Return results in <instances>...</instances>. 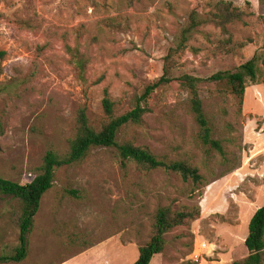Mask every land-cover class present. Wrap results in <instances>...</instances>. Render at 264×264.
<instances>
[{
    "label": "rangeland",
    "instance_id": "374dc122",
    "mask_svg": "<svg viewBox=\"0 0 264 264\" xmlns=\"http://www.w3.org/2000/svg\"><path fill=\"white\" fill-rule=\"evenodd\" d=\"M218 9L238 19L196 27L171 56L174 81L150 95L140 124L116 136L118 145L196 168L201 181L122 161L116 148L91 149L80 163L55 171L25 259L5 264H133L161 208L190 217L165 234L150 264L246 258L248 223L264 205V0H0V177L30 183L46 151H68L81 107L92 126L103 121L105 91L116 115L130 111L162 76L190 18L211 20ZM76 50L88 60L84 81L72 64ZM253 57L255 81L245 78L242 100L224 83L206 81ZM184 76L201 80V109L221 153L199 140ZM19 211L16 200L0 195V256L18 246ZM203 243L213 247L195 260Z\"/></svg>",
    "mask_w": 264,
    "mask_h": 264
},
{
    "label": "trees",
    "instance_id": "16d2710c",
    "mask_svg": "<svg viewBox=\"0 0 264 264\" xmlns=\"http://www.w3.org/2000/svg\"><path fill=\"white\" fill-rule=\"evenodd\" d=\"M195 15V14H194ZM196 16V15H195ZM197 17V16H196ZM189 27L183 32V39L175 50L170 49L164 59L163 74L155 82L147 85L142 94L134 101L133 108L121 115H116L114 103L109 98L107 92L101 101L103 121L92 126L89 122L85 107L78 110L76 116V129L72 140L69 142L68 151L59 154L54 151H46L38 167V174L34 179L25 185L12 182L0 177V195L16 200L20 205L18 216V246L11 255L0 256V264L9 262H20L27 255V235L30 233L33 219L39 209L40 201L45 193L53 186L55 171L61 168L70 167L80 163L94 148H116L122 161H133L139 166L148 170H164L178 174L186 182L199 183L201 176L198 170L183 162H170L158 160L147 150L134 147L130 144L118 145L116 136L118 131L128 124H140L142 117L147 113V101L150 95L157 89L170 85L174 79L169 76L170 59L173 54L181 50L186 44L192 31L199 25L209 21L218 26H223L238 19L228 13V10L212 14L207 20H196L194 16L190 18ZM72 64L75 67L78 79L84 81V69L88 60L77 50L70 51ZM6 53L0 50V61ZM2 70L0 67V77ZM251 82L255 81V58L253 57L235 72H218L210 76L206 81L214 83H224L230 92L242 100L245 92V78ZM200 79L184 76L181 83L188 89L190 95L191 110L195 116V121L199 128V140L204 146H209L212 150L222 152L218 141L211 138V130L201 109L200 100L196 90V83ZM190 217L189 214L177 212L172 214L168 208L158 209L155 214L154 234L150 241L138 249V257L133 264H150L151 259L160 254L165 246L164 236L174 228L181 226ZM244 246L247 256L242 261H235L231 264H264V205L258 208L252 215L248 223V233L244 239Z\"/></svg>",
    "mask_w": 264,
    "mask_h": 264
},
{
    "label": "built area",
    "instance_id": "2783aa9c",
    "mask_svg": "<svg viewBox=\"0 0 264 264\" xmlns=\"http://www.w3.org/2000/svg\"><path fill=\"white\" fill-rule=\"evenodd\" d=\"M210 246L213 247V245H207V244H204V243H203V244H200V245L198 246V250H196V251L193 253L194 256L192 255V256L194 257V259L197 260L198 257L200 256V253L203 252L205 249H207V247H210ZM214 251H215L214 248H212V250H211L210 252L213 253ZM212 253H211V254H212Z\"/></svg>",
    "mask_w": 264,
    "mask_h": 264
}]
</instances>
